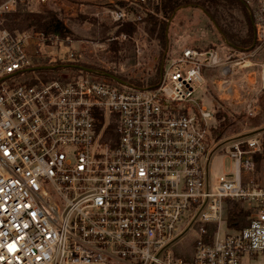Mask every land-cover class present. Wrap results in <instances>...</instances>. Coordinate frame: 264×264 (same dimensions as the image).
<instances>
[{
  "label": "built area",
  "instance_id": "1",
  "mask_svg": "<svg viewBox=\"0 0 264 264\" xmlns=\"http://www.w3.org/2000/svg\"><path fill=\"white\" fill-rule=\"evenodd\" d=\"M25 1L0 3V264H264V185L253 176L261 139L217 149L218 105L197 94L216 70L220 93L254 116L264 68L257 90L245 52L189 46L147 87L104 76L68 46L48 62L62 70L40 77L41 48L31 53L32 37L4 26ZM106 13L140 19L122 7ZM219 150L233 171L211 179ZM241 201L249 222L230 228L229 205Z\"/></svg>",
  "mask_w": 264,
  "mask_h": 264
},
{
  "label": "rangeland",
  "instance_id": "2",
  "mask_svg": "<svg viewBox=\"0 0 264 264\" xmlns=\"http://www.w3.org/2000/svg\"><path fill=\"white\" fill-rule=\"evenodd\" d=\"M2 1L4 0H0V3ZM62 1L68 2V5L62 7ZM203 1L210 13L215 17L216 22L210 19L202 7L193 4L178 6L169 15L168 11L161 8L155 9L158 0H151L150 3L144 5L133 4L132 0L128 2L124 1L125 5L120 7L124 8L128 13L133 14L136 18L137 16L140 17L134 23V33L130 36L125 34V38L123 37V33L116 36V26L109 19L106 9L102 10L98 16L88 14L87 12L82 13L78 10L79 2L77 0H48L47 2L26 0L20 5L27 11L32 12H39L45 9L53 11L73 33V37L63 40L57 38L54 42H51L48 36H45L46 44L50 45L49 47H45L38 38L37 32H32L30 29L23 31L32 37L29 46L31 53H35L37 49L41 48L40 51L38 50V54H36L37 57L34 54V61H40L41 65H52L48 62L55 55L65 53L70 48L68 46H71L73 49L82 51L83 56L80 59L86 62L87 66L91 65L98 71H107L132 84L148 87L154 85L159 78L161 65L164 64L165 60L174 57L184 47H221L224 49L222 51L223 54L230 52L231 48L225 42L219 25L229 33L237 36L245 35L247 27L245 16L240 6L227 0H220L216 6L208 4L205 0ZM243 1L246 2L249 7L248 11L254 18L256 33L264 36V0ZM98 4L106 8L117 7L112 3L108 4L106 2ZM148 14L163 19L167 23L164 48H162L161 43L155 37L156 35L153 34L151 36L148 32L151 26L145 19ZM114 41H116L115 45L118 48L117 52L111 50ZM97 43L105 45L110 52L108 53L106 50L100 51L99 48L94 46ZM245 55L247 60L257 63V66L254 67H256L257 74L260 75L261 69L264 68V41H257V46L254 50L249 53L245 52ZM61 70V67L38 70L36 71V75L40 77H52ZM203 89L200 87L197 94L201 95ZM207 89H209V86ZM209 92L212 93V89H209ZM259 100L260 111L254 116H247L239 109L233 111L226 107L215 106L216 111L225 114L229 122L228 127L224 129L223 137L217 141V149H224L235 141L245 139L248 136L246 133L249 131L263 129L264 108L261 98ZM203 102L209 105L208 100H204ZM223 120L224 118L217 120L216 128L219 126L220 121ZM259 134L261 139L264 136V130H261ZM241 135H245V137H239ZM209 171L211 179L217 178L221 173L231 172L233 171V160L225 155L223 150L215 151L211 156ZM257 174V168L255 167L253 176L256 181ZM238 205L243 209L247 207V204L243 201L238 202ZM192 237V235L186 237L180 243V246H177L176 250L179 255L187 256L191 254L192 244H190V240Z\"/></svg>",
  "mask_w": 264,
  "mask_h": 264
},
{
  "label": "trees",
  "instance_id": "3",
  "mask_svg": "<svg viewBox=\"0 0 264 264\" xmlns=\"http://www.w3.org/2000/svg\"><path fill=\"white\" fill-rule=\"evenodd\" d=\"M151 0H146L144 3L139 4H147L150 3ZM210 5L216 6L220 0H205ZM230 3H236L240 6L243 15L245 16L246 22V33L244 36H237L233 33L227 32L224 28L219 25L220 32L224 36L225 42L232 47L233 49L239 51H249L253 47L257 45L256 39V29L254 26V18L249 13V7L246 2L243 0H227ZM193 4L199 7H202L207 15L215 21V17L212 13H210L207 5L203 0H158V4L155 5V9L159 8L168 11L169 15L181 5ZM117 5L123 6L125 5L124 1H118ZM147 22L151 24L148 29L149 34L159 40L162 45V48L165 47L166 41V21L163 19H159L158 17L148 14L145 18ZM216 22V21H215ZM116 26L115 34L116 36L120 33L126 35H132L135 31L134 23L128 21H121L118 23H114ZM4 26L10 30L11 32H23L26 30H31L32 32L43 33L44 36H57L60 40L73 37V33L71 29L64 23L62 19L58 17L56 13L51 10H43L39 12L27 11L21 5L17 7V9L13 12L7 13L4 16ZM116 41L113 42V46L111 50L113 52H117L118 48ZM157 82V81H156ZM155 82V83H156ZM264 108V88L262 89L260 96ZM217 118H224L223 121H220L219 126L213 130V135L215 140L218 141L223 137L226 129L229 125L227 117L223 113H217ZM244 147V145H243ZM253 158L255 162H260L264 159V136L261 138V149L259 152L253 154ZM250 215L249 210L243 209L238 205L237 202H232L229 205L228 213H227V225L230 228L240 229L246 226L249 222L248 216Z\"/></svg>",
  "mask_w": 264,
  "mask_h": 264
},
{
  "label": "crops",
  "instance_id": "4",
  "mask_svg": "<svg viewBox=\"0 0 264 264\" xmlns=\"http://www.w3.org/2000/svg\"><path fill=\"white\" fill-rule=\"evenodd\" d=\"M77 1L79 2L78 10L80 12H82V13H86L87 12L88 14L98 16L102 12V10L106 9V11H107V9H109L108 7L106 8L104 6H100L98 3H104V2H106L108 4L112 3V4H114V6L120 7L119 5H117L118 1H126V2H128L129 0H77ZM67 3L68 2H66V1H62L61 2V6L62 7L67 6L68 5ZM255 47H253L249 51H243V52H246V53L248 52L249 53L252 50H254ZM230 48H232V47H230ZM217 49L220 50V51H224V49L221 48V47H218ZM251 63L253 65V67H251V69H253L255 71V75H256L255 78L257 80V90H258V89H260L261 80H260V75L257 74L256 67H254V66H257L256 65L257 63H255L253 61ZM259 65H261V64H259ZM217 76H218V74H217L216 70L208 69V70H206L204 72V79H203L204 83H203V86H202V88H204V89H203V92L201 93L203 100H208L209 105L206 104L208 107H211L213 105L215 106L217 104L219 107L220 106L221 107H226L228 109H231V110L235 111L236 109H238V107L235 106L234 104H232L227 99H225L223 94L220 93V90H219V87H218ZM207 85L209 86V89H212V93L209 92V89H207L208 88ZM261 92H262V90L258 92V96H257L258 97V101H259V108L261 107L260 106V100H259V98L261 96ZM256 131H258V130L249 131L248 133H246V134H248L247 137H249V136L259 137L260 134L259 133H255ZM210 161H211V159H210ZM210 161H209V163H210ZM256 168H257V173H258L257 174L258 175L257 176V182L260 185H264V159L261 160L260 162L256 163Z\"/></svg>",
  "mask_w": 264,
  "mask_h": 264
},
{
  "label": "water",
  "instance_id": "5",
  "mask_svg": "<svg viewBox=\"0 0 264 264\" xmlns=\"http://www.w3.org/2000/svg\"><path fill=\"white\" fill-rule=\"evenodd\" d=\"M165 53H166V51H165ZM164 57H165V55H164ZM162 66L163 65H161V69H162ZM54 68H55V66H53V65H40V66L33 67L34 70H45V69H54ZM87 70L91 71V69H87ZM103 75L107 76V77H110V78H112L115 81L123 82L119 77H117L115 75H111L109 73H104ZM261 130L263 131L264 128L263 129H259V131L255 132V133H259V132H261ZM239 137L243 138V137H245V135H241Z\"/></svg>",
  "mask_w": 264,
  "mask_h": 264
}]
</instances>
